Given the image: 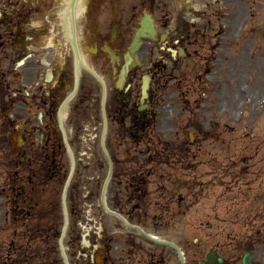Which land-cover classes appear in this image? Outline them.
Here are the masks:
<instances>
[{
  "label": "rangeland",
  "instance_id": "rangeland-1",
  "mask_svg": "<svg viewBox=\"0 0 264 264\" xmlns=\"http://www.w3.org/2000/svg\"><path fill=\"white\" fill-rule=\"evenodd\" d=\"M199 1L191 5L196 4L203 14L189 20L194 23L190 51L197 49V54L175 66L162 58L167 52L160 53L166 69H160V106L155 121L154 137L159 143L155 149L170 160L163 169L188 183L176 192L184 197L185 207L178 210L173 204L169 209H155V229L150 225V209L146 224L160 238L185 248V264H199L210 249L224 256L225 264H240L249 245L253 263L264 264V0H224L214 5L210 0H202L203 5ZM169 15L168 24L174 25L175 16ZM211 15L219 16V22ZM206 64L207 70L203 69ZM143 146L109 151L119 159L125 156L133 160L125 167L128 173L129 168L133 172L138 167L136 162H145ZM76 154L84 165L93 160L83 167L77 164L76 173L89 180L86 189L93 190L95 196L84 198L86 190L78 187L77 195L72 194L73 209H81L86 222L90 215L97 227L103 221L109 226L114 220L103 219L99 205L107 171L106 162H101L104 156L99 149L78 150ZM64 162L68 168L66 153ZM148 168L156 180V169ZM142 172L147 169L142 168ZM64 179L49 185L44 197L49 207L50 203L58 204ZM108 190L110 204L112 189ZM156 200L167 207L166 198L155 196ZM91 207L94 217L93 209L88 212ZM21 225V221L5 220L0 209L4 243L15 238L11 233L23 229ZM95 238L93 232L87 236L91 242ZM92 247H86V254H98ZM159 259H163L161 264H180L172 248L156 244L155 262Z\"/></svg>",
  "mask_w": 264,
  "mask_h": 264
},
{
  "label": "flooded vegetation",
  "instance_id": "flooded-vegetation-1",
  "mask_svg": "<svg viewBox=\"0 0 264 264\" xmlns=\"http://www.w3.org/2000/svg\"><path fill=\"white\" fill-rule=\"evenodd\" d=\"M2 2L0 132L7 147L39 148L45 152V162L53 166L57 152L65 149L63 129L72 148H100V142L88 146L78 140L81 134L101 133L103 94L108 148L113 124L133 133L155 123L159 70L155 46L159 49L160 43L146 37L138 51L139 64L126 54L143 18H151L155 28V4L169 14L167 0H77L71 8L69 0ZM180 14L165 43L169 38L172 46L181 45L187 53L192 26L183 19L187 12ZM39 17L41 24H31ZM75 43L89 69L77 60ZM76 64L78 86L64 102L74 89ZM143 74L149 75L145 99Z\"/></svg>",
  "mask_w": 264,
  "mask_h": 264
},
{
  "label": "water",
  "instance_id": "water-1",
  "mask_svg": "<svg viewBox=\"0 0 264 264\" xmlns=\"http://www.w3.org/2000/svg\"><path fill=\"white\" fill-rule=\"evenodd\" d=\"M222 262V259L215 253L209 252L206 258L201 262V264H219ZM242 264H251L250 253L246 252L242 258Z\"/></svg>",
  "mask_w": 264,
  "mask_h": 264
},
{
  "label": "trees",
  "instance_id": "trees-1",
  "mask_svg": "<svg viewBox=\"0 0 264 264\" xmlns=\"http://www.w3.org/2000/svg\"><path fill=\"white\" fill-rule=\"evenodd\" d=\"M53 230V229H51ZM45 241V240H44ZM32 256L30 255V251L28 250L26 255L24 254L22 257H20L18 260L14 261L13 264H30L28 263V260L29 259H32L31 258ZM22 259H24V262H22Z\"/></svg>",
  "mask_w": 264,
  "mask_h": 264
}]
</instances>
